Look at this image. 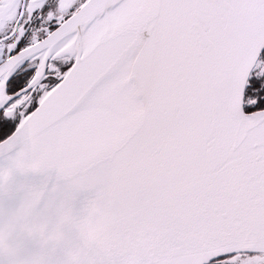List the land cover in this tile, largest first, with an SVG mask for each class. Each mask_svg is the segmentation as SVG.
Here are the masks:
<instances>
[{"label": "snow or ice", "instance_id": "6c2138e0", "mask_svg": "<svg viewBox=\"0 0 264 264\" xmlns=\"http://www.w3.org/2000/svg\"><path fill=\"white\" fill-rule=\"evenodd\" d=\"M0 135L94 190L76 264H264V0H0Z\"/></svg>", "mask_w": 264, "mask_h": 264}, {"label": "clouds", "instance_id": "9594fccd", "mask_svg": "<svg viewBox=\"0 0 264 264\" xmlns=\"http://www.w3.org/2000/svg\"><path fill=\"white\" fill-rule=\"evenodd\" d=\"M11 171L0 177V190L4 189ZM38 195V192L30 191L18 207L0 212V264H76L82 257L85 249L79 229V241L70 246L64 244L62 225L75 219L70 207H58L54 221L49 222L34 213ZM84 216L77 221L78 224ZM29 244L33 247L29 248Z\"/></svg>", "mask_w": 264, "mask_h": 264}, {"label": "water", "instance_id": "95a60500", "mask_svg": "<svg viewBox=\"0 0 264 264\" xmlns=\"http://www.w3.org/2000/svg\"><path fill=\"white\" fill-rule=\"evenodd\" d=\"M15 129V128H14ZM6 139L3 138L0 142ZM21 148L18 143L0 151V169L9 168L12 158ZM38 192L34 213L41 219L53 222L56 209L61 205L70 207L75 219L67 220L62 227L65 233V246L79 241L77 221L86 214V206L94 196V190H73L70 181L60 175L55 168L20 171L13 168L4 189L0 190V212L18 207L28 192ZM33 247L29 244V248ZM59 255V250L57 252Z\"/></svg>", "mask_w": 264, "mask_h": 264}, {"label": "flooded vegetation", "instance_id": "af4514ba", "mask_svg": "<svg viewBox=\"0 0 264 264\" xmlns=\"http://www.w3.org/2000/svg\"><path fill=\"white\" fill-rule=\"evenodd\" d=\"M18 119V118H17ZM4 127V130L7 132V133H11L12 130H14L15 128V121H9L8 123L4 124L3 125ZM6 136L4 135H0V140H2L3 138H5Z\"/></svg>", "mask_w": 264, "mask_h": 264}]
</instances>
